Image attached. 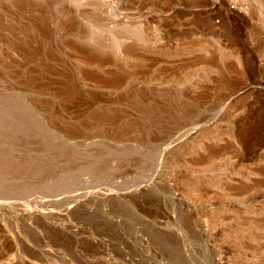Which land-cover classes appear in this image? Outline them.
<instances>
[{
  "label": "rangeland",
  "instance_id": "374dc122",
  "mask_svg": "<svg viewBox=\"0 0 264 264\" xmlns=\"http://www.w3.org/2000/svg\"><path fill=\"white\" fill-rule=\"evenodd\" d=\"M0 264H264V0H0Z\"/></svg>",
  "mask_w": 264,
  "mask_h": 264
}]
</instances>
